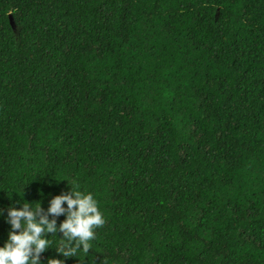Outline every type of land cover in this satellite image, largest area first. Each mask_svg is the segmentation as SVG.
Returning a JSON list of instances; mask_svg holds the SVG:
<instances>
[{
    "label": "trees",
    "instance_id": "1",
    "mask_svg": "<svg viewBox=\"0 0 264 264\" xmlns=\"http://www.w3.org/2000/svg\"><path fill=\"white\" fill-rule=\"evenodd\" d=\"M69 184L44 264H264V0H0V208Z\"/></svg>",
    "mask_w": 264,
    "mask_h": 264
},
{
    "label": "clouds",
    "instance_id": "2",
    "mask_svg": "<svg viewBox=\"0 0 264 264\" xmlns=\"http://www.w3.org/2000/svg\"><path fill=\"white\" fill-rule=\"evenodd\" d=\"M70 185L66 194L53 196L47 213L53 217L62 214L65 219L57 227L55 219L49 220L42 215V203H29L23 196L5 210L0 208L2 217L10 230L7 240L0 246V264H44L41 254L49 249L64 258L88 254L92 248L91 241L96 238V231L102 228L105 217L92 193H84ZM13 191L9 196L11 199ZM17 204L20 206L17 207ZM66 204L67 208L62 205ZM62 233L55 248L50 236ZM47 264H64L63 259L49 258Z\"/></svg>",
    "mask_w": 264,
    "mask_h": 264
}]
</instances>
